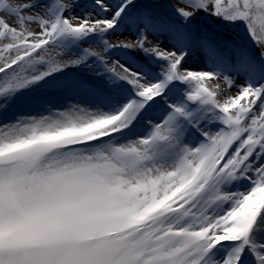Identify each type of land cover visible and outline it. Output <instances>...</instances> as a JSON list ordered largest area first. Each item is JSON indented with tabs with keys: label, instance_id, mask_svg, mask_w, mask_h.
I'll use <instances>...</instances> for the list:
<instances>
[{
	"label": "snow or ice",
	"instance_id": "1",
	"mask_svg": "<svg viewBox=\"0 0 264 264\" xmlns=\"http://www.w3.org/2000/svg\"><path fill=\"white\" fill-rule=\"evenodd\" d=\"M0 264H264V0H0Z\"/></svg>",
	"mask_w": 264,
	"mask_h": 264
},
{
	"label": "rangeland",
	"instance_id": "2",
	"mask_svg": "<svg viewBox=\"0 0 264 264\" xmlns=\"http://www.w3.org/2000/svg\"><path fill=\"white\" fill-rule=\"evenodd\" d=\"M82 3H87V0H82ZM164 3H165V5H169V4H171V5H175L176 3H177V0H165L164 1ZM83 11H84V9H77L76 10V14H82L83 13ZM200 23L203 25V24H207L208 26H211V27H215V25L212 23V21L210 20V19H208L207 17H205V16H203V15H201V17H200ZM132 39L133 37H131L130 36V34L129 33H124L123 35H118L117 37H114L113 39L114 40H116V39H118V40H124V39ZM149 39H153L152 37H149ZM135 55H136V57L139 59V60H142L143 59V57H142V55L140 54V53H135ZM200 60L199 59H193L192 61H191V66L192 67H198L199 65H200ZM238 83H240V81H238ZM41 93V91L39 92V94ZM45 93V92H44ZM235 93V89H233L232 90V94H234ZM38 94V95H39ZM41 94H43V93H41ZM38 95H36V96H38ZM35 95H30L29 97H28V99L30 100L29 102H26V103H22V104H19L20 106H17V108H19L18 110L19 111H21V110H23V109H26V115H28V114H31V115H34V112H36V114L35 115H39V114H41V113H43V114H47V112L45 111V109H47V108H49V107H51V106H48V107H46V106H44V107H40V108H38V107H35V109L34 108H32V107H28L29 106V104H30V102L33 100V99H31V98H39V97H36ZM40 99V98H39ZM56 102H57V104H56ZM55 102V105H56V107L57 106H59V107H57V108H61V107H63L64 106V104L65 103H70L71 101H69V100H67V99H64V100H57ZM46 107V108H45ZM34 109V110H33ZM9 118H11L12 116H15L13 113H10L9 112Z\"/></svg>",
	"mask_w": 264,
	"mask_h": 264
},
{
	"label": "bare ground",
	"instance_id": "3",
	"mask_svg": "<svg viewBox=\"0 0 264 264\" xmlns=\"http://www.w3.org/2000/svg\"><path fill=\"white\" fill-rule=\"evenodd\" d=\"M39 90L37 91V92H35V93H32V94H30V95H38L39 94ZM41 93H43V94H41ZM41 93L38 95V96H36V97H39V98H37V99H35V98H31V99H35L34 100V102H40V101H42L43 103L42 104H44V101L45 102H47V106L46 107H48V106H52V105H55V102L57 101V100H64V99H66V97H64V96H61V95H47L46 93H44L43 91H41ZM27 101L29 102L30 100L27 98ZM56 104H57V102H56ZM17 106H20V105H17ZM17 106H14L12 109H11V111H10V113H13L14 115H17V114H23L24 113V115H26V109H23V110H21V111H19L18 109L20 108H17ZM45 107V108H46ZM57 107H59V106H57ZM35 115V114H34Z\"/></svg>",
	"mask_w": 264,
	"mask_h": 264
},
{
	"label": "trees",
	"instance_id": "4",
	"mask_svg": "<svg viewBox=\"0 0 264 264\" xmlns=\"http://www.w3.org/2000/svg\"><path fill=\"white\" fill-rule=\"evenodd\" d=\"M165 0H163V2H164Z\"/></svg>",
	"mask_w": 264,
	"mask_h": 264
}]
</instances>
